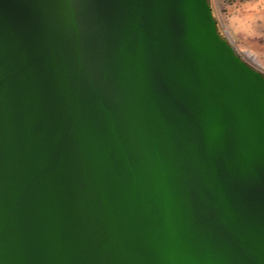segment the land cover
I'll list each match as a JSON object with an SVG mask.
<instances>
[{
  "label": "water",
  "instance_id": "water-1",
  "mask_svg": "<svg viewBox=\"0 0 264 264\" xmlns=\"http://www.w3.org/2000/svg\"><path fill=\"white\" fill-rule=\"evenodd\" d=\"M0 264H264V74L210 0H0Z\"/></svg>",
  "mask_w": 264,
  "mask_h": 264
},
{
  "label": "rangeland",
  "instance_id": "rangeland-1",
  "mask_svg": "<svg viewBox=\"0 0 264 264\" xmlns=\"http://www.w3.org/2000/svg\"><path fill=\"white\" fill-rule=\"evenodd\" d=\"M221 35L264 74V0H210ZM257 57L253 61L247 53Z\"/></svg>",
  "mask_w": 264,
  "mask_h": 264
},
{
  "label": "bare ground",
  "instance_id": "bare-ground-1",
  "mask_svg": "<svg viewBox=\"0 0 264 264\" xmlns=\"http://www.w3.org/2000/svg\"><path fill=\"white\" fill-rule=\"evenodd\" d=\"M247 55H248L253 61L257 62V57H256L253 53L248 52Z\"/></svg>",
  "mask_w": 264,
  "mask_h": 264
}]
</instances>
